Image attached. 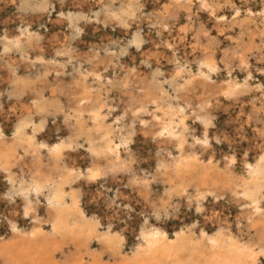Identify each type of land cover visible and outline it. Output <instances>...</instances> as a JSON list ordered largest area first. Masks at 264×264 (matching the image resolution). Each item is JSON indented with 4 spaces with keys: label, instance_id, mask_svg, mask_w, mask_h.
<instances>
[{
    "label": "bare ground",
    "instance_id": "bare-ground-1",
    "mask_svg": "<svg viewBox=\"0 0 264 264\" xmlns=\"http://www.w3.org/2000/svg\"><path fill=\"white\" fill-rule=\"evenodd\" d=\"M1 1L14 6L25 27L13 36L0 35V97L6 94L14 101L4 112L0 99V116L9 118L12 112L17 118L9 140L0 124V201L16 207L30 224L20 229L16 217L0 214V225H8L6 236H0V264H264V148L258 145L264 141V90L251 84L253 69L264 72V0H237L240 5L235 0H154L149 11L144 10L145 0ZM55 5L56 23L70 32L62 40L46 41L24 20L27 15L48 20ZM82 21L112 29L118 25L125 34L131 23L138 27L113 55L106 50V57H98V52L88 56L73 45ZM142 24L156 32L162 56L170 54L164 84L157 82V72L147 79L139 77V69L112 63L111 57L117 59L129 46H142ZM220 34L228 38L224 45ZM187 37L191 50H198L195 59L177 53L178 43L185 45ZM45 43L55 47L49 55L42 49ZM142 57L149 59L148 54ZM102 75L114 92L107 95L117 96L110 109L121 115H115L114 125L105 122L101 92L96 88L93 93L87 83L104 82ZM222 103L225 110L241 105L233 118V137L224 138L227 150L220 156L225 167L221 169L220 162L214 163L211 143L221 144L224 130L209 131ZM122 118L126 122L119 127L116 122ZM48 120L55 126V142L38 144L34 136ZM188 120L200 125L199 134L189 131ZM135 130L155 144L153 165L143 169L137 157L120 149ZM248 134L259 153L255 150L248 159L245 149L237 159L235 141ZM83 143L88 164L72 166L68 156ZM118 178H125L121 184L136 192L143 204L129 252L122 251L123 230L102 226L95 214H88L75 186L79 179L106 186ZM210 189L213 205L207 209ZM119 190H112L109 201L103 197L107 208L116 201L121 207ZM183 207L216 224L211 233L205 222L169 233L150 221L151 212L158 220L178 215ZM231 208L238 211L233 220ZM243 227L247 235H237Z\"/></svg>",
    "mask_w": 264,
    "mask_h": 264
},
{
    "label": "rangeland",
    "instance_id": "rangeland-1",
    "mask_svg": "<svg viewBox=\"0 0 264 264\" xmlns=\"http://www.w3.org/2000/svg\"><path fill=\"white\" fill-rule=\"evenodd\" d=\"M235 2L238 5L241 4L237 0H235ZM84 5H85L84 9H87V5L86 4ZM144 5H145L144 10L149 11L148 9L152 10L153 7L156 5V2L154 0H145ZM92 6L96 7V3L93 2ZM72 7L73 6L69 5V8L72 9ZM251 7L256 8V4L255 3L251 4ZM56 8H57V5H55V9L53 13L51 14L50 19L48 20L41 16L32 17L30 15H27L24 21L27 20L28 22H30L29 23L30 31L35 34L44 36V39L46 41L47 40L48 41L49 40H52V41L62 40L64 34L68 35L70 32V29L67 28L65 24L63 23L58 24L55 21ZM16 13H17L16 9H14V6L11 3L4 5L3 2L0 0V35L8 34L9 36H13L15 33L16 34L18 33L17 31H20L21 28L23 29L25 27V26L23 27L24 22L22 18L20 19ZM205 16L206 15L202 14L201 17L205 18ZM135 23L136 22L131 23L129 33L125 34L124 27H121L118 25H116L112 29L109 25L102 26L101 23H96L93 21H88V22L82 21L81 23L82 30L80 31L79 35L75 39H73V45L76 46L75 49L77 52L79 51V53L81 54L89 53L87 54L88 56L91 54L94 55L95 53L98 52L97 53L99 55L98 57H106L109 55L107 53L109 51H110L109 52L110 55L111 54L113 55L114 53H116V50L119 49L121 44H124L128 41L127 36L129 37V35L133 33L134 30H136V27H138V25L137 23L136 24ZM139 32L142 35V37L145 39L144 42L142 43V46L139 49H136L133 45L129 46L127 52L121 55L119 54L117 58L118 60L115 58L116 56L114 58H112L113 57L112 56L111 57L113 61L112 63L118 64L119 66H121L122 64L121 67L128 66L129 69L130 68L132 69L134 67L135 69L133 68L132 70H136V72L141 70L138 72L139 77L143 76V78H147V79H153L152 77L154 76L152 74L154 72H157L159 73V75L156 78L157 82L164 84V81H162L163 77H168L170 74L169 72L171 70V65L168 62V57H170V54H168L167 52L164 54V56H162V54L160 53L161 52L159 50L160 46L156 45L157 35L155 31L148 30V27L145 26V24H142L141 29H139ZM219 37H220V45H224L228 40V38H226L225 35L223 34H220ZM175 39H176L175 36L169 38V40H175ZM187 39L184 40L185 45H183L180 42L178 43L177 53L180 54L181 57H184L183 55L186 54L188 58L195 59L198 56V50L197 51L191 50V46L189 44V42H191V39L190 38L188 40ZM43 46H42L43 47L42 49H44L45 53L47 52L46 53L47 55L51 54L55 49V47H53L52 45L48 46V44L46 43ZM106 50L107 52H104ZM184 50L185 52H183ZM0 51H1V47H0ZM153 52L155 54H152ZM10 54L14 57L18 56V52H11ZM143 54L145 56H147V54L149 55V59L147 61H145L144 58L142 57ZM220 57L221 56L217 54V61L220 59ZM121 71H122L121 69H116L115 73L118 72V74H120ZM145 75L146 77H144ZM236 76L237 78H240V79L242 77L241 74H236ZM68 79H70V76L66 74V80ZM101 79L104 80V82H101L103 84L99 82L97 83L92 80H88L87 83L90 84L91 90L94 91L93 93L96 92V88H98L97 89L98 92L99 91L101 92L100 94L102 96L100 97V101H102V103L105 106V109L103 110V112L104 114L107 112L105 115V122L107 124L114 125L113 120L116 118L115 115L117 117H120L121 115L120 111L114 108L112 110L110 109V107H113L114 105H116L117 96H114L113 94L111 96L107 95L106 91H109L110 93L112 92L109 89L110 87L108 83L109 78L105 75H102ZM251 84L258 89L264 90V72L262 73V72H259V70L253 69ZM166 85L167 84H165V86ZM3 90H5V88ZM6 96H7L6 94H3L0 97L1 104L5 110V111L3 110L4 112H7L8 110L10 111L12 106L14 105V101L12 100V98H8ZM240 105L241 103L234 104L233 108H231V105H228L227 106L228 109L225 110L224 107L226 105L222 103L215 111L216 118L214 120V126L209 131V133L211 134L214 131H217L221 134L222 131L224 130V133L221 134V138L223 140L222 143L219 145H215L214 143H211V145L214 148V154H215L214 163L220 162L218 167L221 169L225 167L223 163L221 162L220 156H223L225 150H227V143L224 140V138L228 137L230 139L233 137L232 135L233 128H235L234 125H236L237 123L236 121H233V118L238 114V109ZM247 105L248 104L246 103V106ZM152 107L153 106L151 105L150 110L152 109ZM8 115H9V118H3V115L0 116V124L2 127L1 128L2 135H7L6 139L9 140L11 137L10 135L12 134L13 126L17 122V118L13 116L12 112H10ZM112 115L114 116V118ZM229 121H232V122L227 124V122ZM125 122H126L125 118H122L121 120L117 121L116 124L120 127L122 123H125ZM188 123H189V126H188L189 131L196 129L195 130L196 133L197 134L200 133L201 127L199 124L193 123V122L191 123L190 120H188ZM54 127L55 126L53 124V121L48 120L45 129L41 133L36 134L34 136L35 142L38 144H42L43 142H47L51 144L55 142L56 132L54 130ZM59 132L60 133L65 132L64 126L61 125ZM262 132L264 135V128L262 129ZM115 142L118 143V140L115 139ZM258 145H262V147L264 148V141L263 142L259 141ZM85 146H86V143H83L81 146L79 145V147L74 146L73 148L74 151L71 150V153L68 156L70 158H68L67 162L69 161L68 163L71 164L72 166L76 164L77 166H80L81 168L86 167L88 164V158H87L88 153L85 151ZM120 149L124 150L125 152L132 153L134 157H137L138 161L141 164V167H140L141 169L147 167L148 165L150 166L153 165V153L155 150V144L151 141V139L147 135L141 133L140 131L135 130V132L129 138V141L126 144V147L124 149L120 147ZM235 149H236L237 159L241 157V152L245 149H248V152H249L248 159H252L256 152L259 153V148H256V146L254 145V141L251 140V136L249 134L247 135V138L245 139L243 138V139H240L239 141L238 140L235 141ZM14 171H17V169H15ZM124 181H125V178H123L122 181L119 178L116 179V181L109 180L106 182L107 183L106 186H103L101 182L99 183L89 182L86 184V182L83 179H79L75 182V186L81 193V196H80L81 202L83 203V206L85 210L88 212V214H95L101 220L102 226L107 227L108 225H111L110 227L112 229L123 230L126 240L123 244H121L122 251L129 252L130 246L132 245L133 240H134L133 232L137 230L138 222H140L142 219L141 211L143 209V204L140 201L141 199L137 197L136 192H132L124 188V185L121 184V182H124ZM117 185L119 187H117ZM2 188H3V184H2V181H0V192L2 191ZM117 188L118 189L120 188L119 193H121V201H120V203H122L121 207L118 206L117 201H116L114 202L112 207L107 208L106 203H103V199H104L103 197L106 196V199L109 201L110 195L112 194V190L117 189ZM211 189L209 190L210 191L209 193L207 192L208 196L205 201V204L207 205V209H210V207L213 205L212 200H211L212 199L211 194L213 191ZM220 201L221 200H219V202ZM214 210L219 211L220 205H216L214 207ZM17 211L18 209L12 206L11 204H5V202L0 201L1 216H3L4 218L5 216L11 214L12 217H16L18 224L20 226V229L27 228L28 225L30 224V219L29 218L24 219L21 216L20 212L19 211L17 212ZM229 212H230L229 219L233 220L234 215L238 211L231 208ZM150 214H151L150 221L156 223L160 227H163L169 233H172L178 230L180 227H182L183 229H186L187 227L191 226L195 222H201V223L205 222L204 227L208 233H211L214 226H216V224L212 223L211 220L209 219L205 220L198 213L192 212L191 210H187L186 207H183L181 211L178 212V215L176 216L161 215L158 220L154 219V216L152 215L153 212H151ZM223 217H226V216L223 215ZM6 226H8L6 221H4L2 225H0V236H6V233H7L6 232L7 229L5 228ZM235 232L237 235L242 234L243 236H246L247 228L243 227L242 231L236 230ZM195 234H198V232H196ZM91 247L92 248L94 247L93 243L91 244Z\"/></svg>",
    "mask_w": 264,
    "mask_h": 264
}]
</instances>
